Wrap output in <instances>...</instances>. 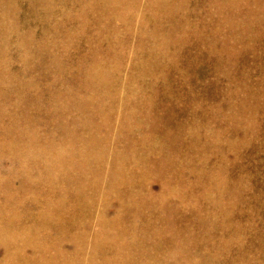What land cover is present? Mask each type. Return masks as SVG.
Here are the masks:
<instances>
[{
  "label": "rangeland",
  "instance_id": "rangeland-1",
  "mask_svg": "<svg viewBox=\"0 0 264 264\" xmlns=\"http://www.w3.org/2000/svg\"><path fill=\"white\" fill-rule=\"evenodd\" d=\"M0 264H264V0H0Z\"/></svg>",
  "mask_w": 264,
  "mask_h": 264
},
{
  "label": "bare ground",
  "instance_id": "bare-ground-1",
  "mask_svg": "<svg viewBox=\"0 0 264 264\" xmlns=\"http://www.w3.org/2000/svg\"><path fill=\"white\" fill-rule=\"evenodd\" d=\"M26 147V146H25ZM135 238V237H134Z\"/></svg>",
  "mask_w": 264,
  "mask_h": 264
}]
</instances>
